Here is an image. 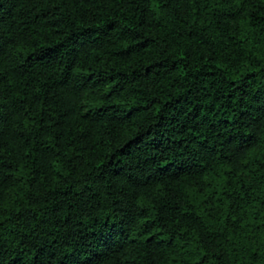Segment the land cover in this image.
Here are the masks:
<instances>
[{
    "label": "trees",
    "instance_id": "trees-1",
    "mask_svg": "<svg viewBox=\"0 0 264 264\" xmlns=\"http://www.w3.org/2000/svg\"><path fill=\"white\" fill-rule=\"evenodd\" d=\"M0 264H264V0H0Z\"/></svg>",
    "mask_w": 264,
    "mask_h": 264
}]
</instances>
